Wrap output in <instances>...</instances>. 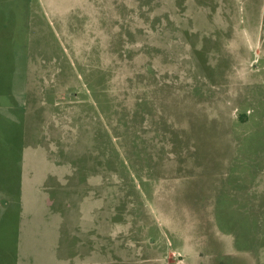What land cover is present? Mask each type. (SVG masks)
Wrapping results in <instances>:
<instances>
[{
	"label": "rangeland",
	"instance_id": "374dc122",
	"mask_svg": "<svg viewBox=\"0 0 264 264\" xmlns=\"http://www.w3.org/2000/svg\"><path fill=\"white\" fill-rule=\"evenodd\" d=\"M2 1L0 264L28 165L71 263L264 264V0Z\"/></svg>",
	"mask_w": 264,
	"mask_h": 264
},
{
	"label": "crops",
	"instance_id": "0c3cea01",
	"mask_svg": "<svg viewBox=\"0 0 264 264\" xmlns=\"http://www.w3.org/2000/svg\"><path fill=\"white\" fill-rule=\"evenodd\" d=\"M27 1L29 3L30 0H25L24 3ZM9 2L16 5L19 0H9ZM15 8L16 11L13 10L15 12L13 36L18 37L17 29L24 22L26 24L27 19L26 17L23 21L22 18L18 19L21 7L16 6ZM256 80L257 83L263 82L259 78ZM40 167L24 166L21 170L17 200L8 198L11 205L16 203L14 211L17 217V253L12 263L7 264H75L70 262L73 260L67 254V247L62 251L59 250L63 223L66 221L67 225V220L64 219L61 211L54 207L55 201L46 189L47 178L51 175L50 168L40 169ZM36 217L37 220H35ZM31 222L35 224V230L31 229ZM32 257L35 261H32Z\"/></svg>",
	"mask_w": 264,
	"mask_h": 264
}]
</instances>
